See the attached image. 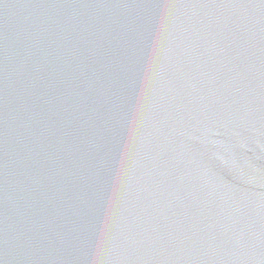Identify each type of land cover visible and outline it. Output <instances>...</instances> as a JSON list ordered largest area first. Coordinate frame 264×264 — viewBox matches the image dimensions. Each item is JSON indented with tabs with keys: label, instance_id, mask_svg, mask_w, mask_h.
<instances>
[{
	"label": "water",
	"instance_id": "obj_1",
	"mask_svg": "<svg viewBox=\"0 0 264 264\" xmlns=\"http://www.w3.org/2000/svg\"><path fill=\"white\" fill-rule=\"evenodd\" d=\"M0 264H264V0H0Z\"/></svg>",
	"mask_w": 264,
	"mask_h": 264
}]
</instances>
